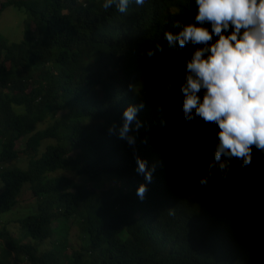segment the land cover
Listing matches in <instances>:
<instances>
[{
  "label": "trees",
  "instance_id": "16d2710c",
  "mask_svg": "<svg viewBox=\"0 0 264 264\" xmlns=\"http://www.w3.org/2000/svg\"><path fill=\"white\" fill-rule=\"evenodd\" d=\"M105 2L0 0V13L14 6L34 26L19 42L0 35V214L16 205L24 185L36 200V210L16 220L35 244L17 242L3 226L0 264H264L258 155L249 167L234 159L227 178L213 167L207 185L199 183L214 160L218 126L185 120L183 61L196 46L169 49L164 40L178 31L175 22H194L195 0L142 7L132 0L126 13L105 10ZM157 44L164 51L148 57ZM130 105L142 124L131 126L134 145L118 136ZM47 117L51 123L37 129ZM21 156L24 168L16 164ZM136 156L155 165L151 182L137 173ZM58 170L92 185L109 174L128 190L79 184ZM142 183L143 200L136 194ZM72 225L84 238L77 247L61 235ZM48 240L53 247L42 251Z\"/></svg>",
  "mask_w": 264,
  "mask_h": 264
},
{
  "label": "clouds",
  "instance_id": "9594fccd",
  "mask_svg": "<svg viewBox=\"0 0 264 264\" xmlns=\"http://www.w3.org/2000/svg\"><path fill=\"white\" fill-rule=\"evenodd\" d=\"M131 2L106 0L103 8L115 5L120 13H126ZM134 2L142 7L146 0ZM195 4L194 22H175L178 31H166L164 40L169 49L196 46L191 58L183 61L185 78L180 90L185 120L202 119L218 126L214 160L208 176L199 181L207 185L213 167L227 178L234 159L241 167H249L258 155V165L264 166V0H195ZM156 51L162 53L164 49L157 44L145 54L151 58ZM168 88H172L171 83ZM137 112L138 108L131 105L124 110L118 132L129 145L135 144V137L129 135L133 122L135 130L142 126ZM114 131V126L109 128L110 133ZM136 164L137 173L151 182L155 165L149 169L139 156ZM146 192L143 183L136 190L141 200ZM169 214H174L171 209Z\"/></svg>",
  "mask_w": 264,
  "mask_h": 264
},
{
  "label": "rangeland",
  "instance_id": "374dc122",
  "mask_svg": "<svg viewBox=\"0 0 264 264\" xmlns=\"http://www.w3.org/2000/svg\"><path fill=\"white\" fill-rule=\"evenodd\" d=\"M3 1V0H1ZM27 17L23 10H19L15 8L14 6H8L0 13V35L8 42H19L23 39L24 35V29L25 26L28 25L31 29H33V22L31 20H27ZM21 107H16L15 109L18 110ZM21 111V110H19ZM62 114L61 112L58 113L59 115ZM49 123H51V118L47 117L46 120L39 123L37 125V129H43L45 128ZM52 140H47L43 143L42 148L44 147V144L51 143ZM18 148H22L24 146L23 140L17 143ZM16 164L20 167H26L27 166V158L24 156H21L17 161ZM54 174L59 175H69L74 176L75 181L79 184L84 185H90V187L96 188V187H119L125 190H128L127 184H124V181L121 180V178H116L115 176L105 174L102 176V180L97 185H92L95 183L89 182L85 176H77L73 172L68 171H62L58 170ZM193 193L192 191L190 192ZM36 210V200L32 196V193L27 185H24L22 192L20 193L18 197V201L16 205L9 211L3 214H0V229L4 227L7 228V230L10 232L11 236L20 243H31L35 244V240L32 238L26 237L24 230L17 224L16 220L22 216H25L26 214L30 212H34ZM58 221L55 219L53 221V226L58 225ZM62 226V224L59 225L57 230H59ZM62 237L68 238V243L70 245H73L77 247L81 241H83L84 238H81V234L78 230V228L74 225H72L69 229H66L64 232L61 233ZM119 236L121 238L127 237V233L125 230H123ZM53 247V244L51 241H46L45 243H42L40 246V249L42 251H45L47 249H51ZM71 254L70 247L65 248L63 250V257L66 259L67 256ZM9 259L13 260V254L9 255ZM23 264V263H22Z\"/></svg>",
  "mask_w": 264,
  "mask_h": 264
}]
</instances>
